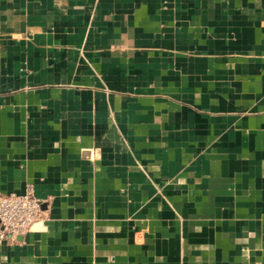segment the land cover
I'll list each match as a JSON object with an SVG mask.
<instances>
[{
  "label": "crops",
  "instance_id": "1",
  "mask_svg": "<svg viewBox=\"0 0 264 264\" xmlns=\"http://www.w3.org/2000/svg\"><path fill=\"white\" fill-rule=\"evenodd\" d=\"M29 186L0 264H264V0H0V194Z\"/></svg>",
  "mask_w": 264,
  "mask_h": 264
},
{
  "label": "built area",
  "instance_id": "2",
  "mask_svg": "<svg viewBox=\"0 0 264 264\" xmlns=\"http://www.w3.org/2000/svg\"><path fill=\"white\" fill-rule=\"evenodd\" d=\"M42 213L41 201L30 186L22 194H0V243L30 231Z\"/></svg>",
  "mask_w": 264,
  "mask_h": 264
}]
</instances>
